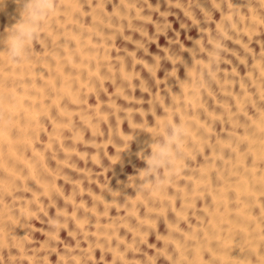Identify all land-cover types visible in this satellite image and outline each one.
<instances>
[{
	"label": "bare ground",
	"instance_id": "bare-ground-1",
	"mask_svg": "<svg viewBox=\"0 0 264 264\" xmlns=\"http://www.w3.org/2000/svg\"><path fill=\"white\" fill-rule=\"evenodd\" d=\"M55 3L19 62L0 49V254L264 264V0Z\"/></svg>",
	"mask_w": 264,
	"mask_h": 264
},
{
	"label": "clouds",
	"instance_id": "clouds-1",
	"mask_svg": "<svg viewBox=\"0 0 264 264\" xmlns=\"http://www.w3.org/2000/svg\"><path fill=\"white\" fill-rule=\"evenodd\" d=\"M16 5V15L11 18L7 24L0 27V49H5L14 62H19L22 55L30 52L29 45H37L44 38L43 28L49 18L57 11L55 0H12ZM8 0H0V12L6 10ZM183 130L177 127H169L168 140L162 143L160 151L152 154L150 149L147 152L149 159L146 161L148 170L151 173L159 174L161 180L165 167L170 165L173 155L179 158L181 153L178 151L179 142L183 139ZM137 150V156L139 151ZM149 179L155 180L156 175H151ZM10 243L11 255L15 258L9 260V252L0 254V264H25L20 258V253L16 251V246ZM69 255L70 264L72 255H81L83 253H66ZM82 264H91L89 259L84 258Z\"/></svg>",
	"mask_w": 264,
	"mask_h": 264
}]
</instances>
